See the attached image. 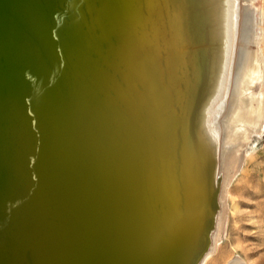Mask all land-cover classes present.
I'll use <instances>...</instances> for the list:
<instances>
[{
    "label": "bare ground",
    "instance_id": "bare-ground-1",
    "mask_svg": "<svg viewBox=\"0 0 264 264\" xmlns=\"http://www.w3.org/2000/svg\"><path fill=\"white\" fill-rule=\"evenodd\" d=\"M259 1L0 0V264H249Z\"/></svg>",
    "mask_w": 264,
    "mask_h": 264
},
{
    "label": "rangeland",
    "instance_id": "rangeland-1",
    "mask_svg": "<svg viewBox=\"0 0 264 264\" xmlns=\"http://www.w3.org/2000/svg\"><path fill=\"white\" fill-rule=\"evenodd\" d=\"M257 5L261 7V2ZM246 151L249 158L245 175L239 183L243 188L240 192L244 194L236 196L234 211L231 205L229 207V237L226 232L222 243L249 264H264V131L252 137Z\"/></svg>",
    "mask_w": 264,
    "mask_h": 264
},
{
    "label": "crops",
    "instance_id": "crops-1",
    "mask_svg": "<svg viewBox=\"0 0 264 264\" xmlns=\"http://www.w3.org/2000/svg\"><path fill=\"white\" fill-rule=\"evenodd\" d=\"M259 2H261V5L260 6H263L264 7V0H260Z\"/></svg>",
    "mask_w": 264,
    "mask_h": 264
}]
</instances>
